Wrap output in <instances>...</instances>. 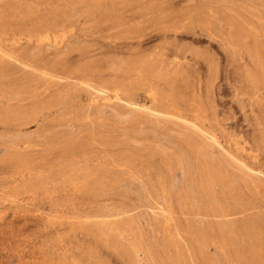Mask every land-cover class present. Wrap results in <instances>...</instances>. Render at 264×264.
Listing matches in <instances>:
<instances>
[{"label":"rangeland","instance_id":"1","mask_svg":"<svg viewBox=\"0 0 264 264\" xmlns=\"http://www.w3.org/2000/svg\"><path fill=\"white\" fill-rule=\"evenodd\" d=\"M0 264H264V0H0Z\"/></svg>","mask_w":264,"mask_h":264},{"label":"bare ground","instance_id":"2","mask_svg":"<svg viewBox=\"0 0 264 264\" xmlns=\"http://www.w3.org/2000/svg\"><path fill=\"white\" fill-rule=\"evenodd\" d=\"M59 30V29H58ZM59 31H61V33H62V31H63V29L62 28H60V30ZM63 34V33H62ZM63 36V35H62ZM64 37V36H63ZM158 160V159H157Z\"/></svg>","mask_w":264,"mask_h":264}]
</instances>
